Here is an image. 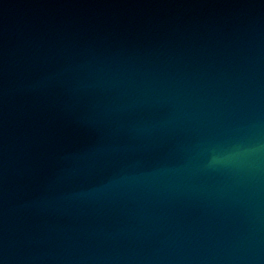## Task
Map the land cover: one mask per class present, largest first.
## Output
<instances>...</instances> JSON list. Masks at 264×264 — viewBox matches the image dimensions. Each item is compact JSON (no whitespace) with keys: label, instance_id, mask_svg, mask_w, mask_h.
<instances>
[{"label":"water","instance_id":"95a60500","mask_svg":"<svg viewBox=\"0 0 264 264\" xmlns=\"http://www.w3.org/2000/svg\"><path fill=\"white\" fill-rule=\"evenodd\" d=\"M0 264H264V0H0Z\"/></svg>","mask_w":264,"mask_h":264}]
</instances>
